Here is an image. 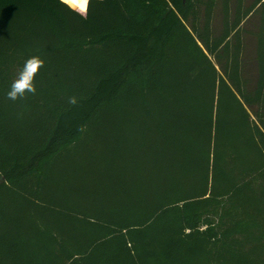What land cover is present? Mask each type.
I'll return each mask as SVG.
<instances>
[{"label": "trees", "instance_id": "1", "mask_svg": "<svg viewBox=\"0 0 264 264\" xmlns=\"http://www.w3.org/2000/svg\"><path fill=\"white\" fill-rule=\"evenodd\" d=\"M81 2L0 0V264H264V0Z\"/></svg>", "mask_w": 264, "mask_h": 264}, {"label": "rangeland", "instance_id": "2", "mask_svg": "<svg viewBox=\"0 0 264 264\" xmlns=\"http://www.w3.org/2000/svg\"><path fill=\"white\" fill-rule=\"evenodd\" d=\"M253 0H245L246 5L252 3ZM250 24L248 29L250 31L255 30V22L250 20ZM217 22V21H216ZM253 49H254V42L250 38L248 39L247 42V47H246V55L247 58V67H246V73L249 75L250 72H253V64H252V54H253ZM89 143L91 144L90 148L88 150H85V154L87 155V162L83 163L82 161L79 162L75 167L76 170H74L75 174L73 177H69L67 174L65 177V160H63L60 164L57 165V168L55 169L56 174L53 179V188H52V194L57 195V196H63L65 194V187H77L79 189H85L89 191L90 193H94L93 196L100 199V196L98 195V190L100 189H106L105 187L109 185V181L105 176H103L106 173V167L104 164H99L97 163L96 159L90 160L92 156L96 153L99 152V149L101 148L100 145V140L97 139L96 135H92ZM96 153V154H97ZM90 155V156H89ZM96 156V155H95ZM94 156V157H95ZM82 163V164H81ZM75 176V177H74ZM80 178H79V177ZM92 196V195H91Z\"/></svg>", "mask_w": 264, "mask_h": 264}, {"label": "clouds", "instance_id": "3", "mask_svg": "<svg viewBox=\"0 0 264 264\" xmlns=\"http://www.w3.org/2000/svg\"><path fill=\"white\" fill-rule=\"evenodd\" d=\"M87 4L88 0H82L80 8L77 11H86ZM44 64L45 61L38 55L30 56L26 59L17 77L11 83L6 93V98L16 102L25 99L28 94L35 95L37 93L35 79ZM68 103L75 106L78 103L77 97H69Z\"/></svg>", "mask_w": 264, "mask_h": 264}, {"label": "snow or ice", "instance_id": "4", "mask_svg": "<svg viewBox=\"0 0 264 264\" xmlns=\"http://www.w3.org/2000/svg\"><path fill=\"white\" fill-rule=\"evenodd\" d=\"M73 2H75V0H73Z\"/></svg>", "mask_w": 264, "mask_h": 264}]
</instances>
